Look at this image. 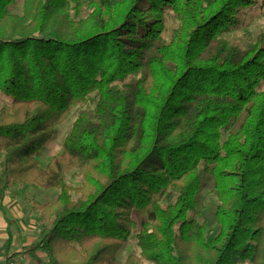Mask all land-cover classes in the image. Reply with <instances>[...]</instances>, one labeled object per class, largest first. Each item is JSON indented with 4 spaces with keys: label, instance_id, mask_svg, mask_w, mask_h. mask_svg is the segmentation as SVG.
<instances>
[{
    "label": "trees",
    "instance_id": "1",
    "mask_svg": "<svg viewBox=\"0 0 264 264\" xmlns=\"http://www.w3.org/2000/svg\"><path fill=\"white\" fill-rule=\"evenodd\" d=\"M16 1L0 0V93L12 101L0 109V206L14 184L58 191L33 203L42 228L27 253L114 264L137 232L127 264H264V33L246 48L223 37L257 0H88L78 20L82 0H23L14 15ZM201 172L218 201L211 238L196 217ZM10 244L5 264L19 255Z\"/></svg>",
    "mask_w": 264,
    "mask_h": 264
},
{
    "label": "rangeland",
    "instance_id": "2",
    "mask_svg": "<svg viewBox=\"0 0 264 264\" xmlns=\"http://www.w3.org/2000/svg\"><path fill=\"white\" fill-rule=\"evenodd\" d=\"M87 1L82 0L84 6L81 16L77 18L72 14L73 20L87 17L88 10L85 7ZM261 3L262 0H257V3L252 8L243 10L239 16L238 27L223 35L229 44L246 48L255 41L260 33H264V4L262 5ZM22 7L23 0H17L9 8V11L11 14L20 15ZM177 27L178 21L174 18L173 13L167 12L163 34L166 41H170L172 31ZM261 90H264V85L261 87ZM11 102L9 97L0 93V109L11 106ZM74 114H71L66 122L55 129L54 138L36 158L40 167L44 168L48 161L61 151L63 140L75 117ZM200 174L202 189L196 217L201 223L208 225L206 236L211 238L218 231V225L214 219L218 201L213 191L212 181L204 173L201 172ZM66 180L71 187H78L81 184V178L77 175L76 171H71L67 175ZM57 194V190L43 189L35 184L21 183L12 185L7 193L6 201L0 207V264H5L4 245L9 235L12 237V243L8 254H19L12 264H50V251H39L35 256L27 253V251L37 244V238L42 228L40 213L32 209L33 203H52L56 199ZM75 198L76 196L73 197V199ZM136 233L133 232L132 237L120 250L114 264H127L126 258L131 254L139 256V249L135 239ZM141 264L145 263L141 261Z\"/></svg>",
    "mask_w": 264,
    "mask_h": 264
},
{
    "label": "crops",
    "instance_id": "3",
    "mask_svg": "<svg viewBox=\"0 0 264 264\" xmlns=\"http://www.w3.org/2000/svg\"><path fill=\"white\" fill-rule=\"evenodd\" d=\"M6 198H7V196H6ZM6 198H5V200L3 201V204H4V202L6 201ZM3 204H2V205H3ZM2 205H1V206H2ZM1 206H0V207H1ZM8 238H11V243H12V237H11V235H9V236L7 237V240H8ZM7 240H6V241H7ZM10 246H11V244H10ZM9 248H10V247H9ZM31 255H32V254H31ZM35 255H36V254H35ZM35 255H33V256H35ZM14 260H15V259H14Z\"/></svg>",
    "mask_w": 264,
    "mask_h": 264
}]
</instances>
